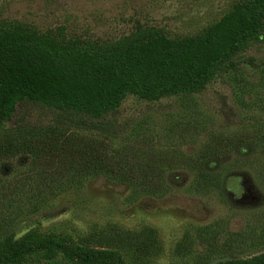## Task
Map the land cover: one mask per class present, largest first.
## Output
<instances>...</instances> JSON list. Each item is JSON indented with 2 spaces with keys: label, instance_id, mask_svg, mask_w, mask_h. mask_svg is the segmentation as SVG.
<instances>
[{
  "label": "rangeland",
  "instance_id": "374dc122",
  "mask_svg": "<svg viewBox=\"0 0 264 264\" xmlns=\"http://www.w3.org/2000/svg\"><path fill=\"white\" fill-rule=\"evenodd\" d=\"M251 1L0 0V28L91 46L148 26L177 39L207 32L224 14L223 29L238 26L239 7ZM227 57L235 65H219L194 92L151 100L127 92L100 114L59 110L23 93L6 101L0 131L64 124L73 139L100 141L115 170L77 176L52 169L57 157L42 163L53 172L31 165L26 153L0 159V256L13 252L0 264H114L95 257L101 250L122 264L264 261V15Z\"/></svg>",
  "mask_w": 264,
  "mask_h": 264
},
{
  "label": "trees",
  "instance_id": "16d2710c",
  "mask_svg": "<svg viewBox=\"0 0 264 264\" xmlns=\"http://www.w3.org/2000/svg\"><path fill=\"white\" fill-rule=\"evenodd\" d=\"M239 8L238 26L223 29L224 14L217 25L195 36L171 39L148 26L136 29L123 41L96 46L69 43L49 31L26 29L21 35L0 28V124L5 103L15 94L30 95L59 110L100 114L117 106L127 92L147 100L194 92L219 65L234 66L235 61L227 56L261 27L264 0H252ZM59 125L18 123L1 129L0 159L26 153L27 161L44 172L63 167L77 176L92 170H115L99 152L100 141L73 139L63 132L66 125L62 124L63 129ZM54 158L57 164L48 171L43 165ZM125 171L127 168L117 177L121 179ZM45 243L67 247L81 259L92 256H79L74 246L61 240ZM95 257L122 264L114 251L101 250Z\"/></svg>",
  "mask_w": 264,
  "mask_h": 264
},
{
  "label": "water",
  "instance_id": "95a60500",
  "mask_svg": "<svg viewBox=\"0 0 264 264\" xmlns=\"http://www.w3.org/2000/svg\"><path fill=\"white\" fill-rule=\"evenodd\" d=\"M220 259H222V258H221V257L214 258V259H212L209 263H214V262H216V261H218V260H220Z\"/></svg>",
  "mask_w": 264,
  "mask_h": 264
}]
</instances>
